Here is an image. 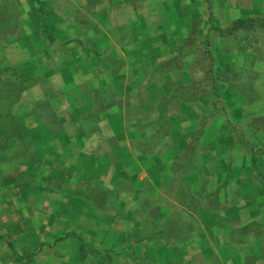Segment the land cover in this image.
Listing matches in <instances>:
<instances>
[{
	"label": "crops",
	"instance_id": "1",
	"mask_svg": "<svg viewBox=\"0 0 264 264\" xmlns=\"http://www.w3.org/2000/svg\"><path fill=\"white\" fill-rule=\"evenodd\" d=\"M148 1L150 11L160 13L155 11L156 19L137 10L133 16V8L122 2L85 7L77 0L73 5L59 0L38 6L35 0H0V126L17 125L25 132L1 129L0 187L12 183L35 188V178L57 172L62 179L56 185L75 181V186L104 187L100 190L109 193L108 188L119 187L125 179L123 174L131 179L132 169L142 171L143 159L151 154L148 141L154 139V151L162 154L170 147V137L180 138L177 132L186 124L193 134L189 141L197 137L205 114L201 96L206 83H201L198 95L194 90L190 102L181 99L177 88L192 91L196 68L200 78L206 69L195 62L196 48L179 55L177 45L188 35L165 17L158 0ZM5 27L9 30L4 33ZM162 42L168 46H160ZM179 59L181 64L172 66ZM161 99L169 101L170 123L162 137L153 125ZM136 158L142 159L136 163ZM5 172H13L10 180ZM235 174L231 195L215 213L231 211L236 222L211 232L202 246L208 256L202 264H264V227L258 224L264 215V158ZM141 180L133 179V186L141 187ZM45 182L49 185L52 179ZM135 193L141 196L143 191ZM71 196L101 212L90 194ZM251 224L256 227L245 232ZM128 231L119 240L125 250L133 244L143 248L161 244L165 251L169 246L177 251L180 245L189 248L197 241L190 231L184 244L161 238L131 242ZM173 254L170 261L176 264Z\"/></svg>",
	"mask_w": 264,
	"mask_h": 264
},
{
	"label": "rangeland",
	"instance_id": "2",
	"mask_svg": "<svg viewBox=\"0 0 264 264\" xmlns=\"http://www.w3.org/2000/svg\"><path fill=\"white\" fill-rule=\"evenodd\" d=\"M53 1L59 2L35 0V3L38 6ZM109 2L130 5L133 16L137 15V10L152 19L157 17L156 10L150 11L148 0H77L76 3L90 7ZM157 3L165 17L172 18L178 25L177 30L189 37L177 45L179 55L196 48L195 62H201L206 69L200 78L196 68V85L188 92L196 90L198 95L205 81L206 90L201 96L205 114L196 129L200 133L189 141L193 134L191 125L186 124L181 133L177 132L180 138L170 137V147L162 154L154 151L156 141H148L151 154L145 157L147 160L143 159L145 164H140L142 171L132 169L131 179L123 174L126 177L119 181V187L108 188L107 194L100 190L104 187L75 186V181L56 185L62 179L57 172L35 178V188L12 183L1 186L0 264H138L133 258H138L142 264H173L170 261L173 253L178 259L174 261L176 264H193L191 259L202 264L200 262L208 257L202 246L209 241L211 232L225 230L226 223L235 224L232 212L215 213L219 208L211 209L205 194L217 189L219 198L227 201L232 193L229 188L235 185V173L253 165L252 160L264 158V38L255 33L227 34L226 31L236 18L264 17V0H158ZM7 30L9 28L5 27L4 33ZM167 46L165 43L164 47ZM179 64L181 59L172 61L174 67ZM188 144L196 145V169L183 179L182 184L187 186L186 197L180 204V201L175 202L179 197L175 199L171 190V165L180 162ZM141 159L136 158V163ZM12 173L5 172L9 180ZM138 178L142 179L141 187L133 186V179ZM49 179L54 183L48 185L45 181ZM139 189L143 191L141 196L135 193L141 191ZM74 192L90 194L93 204H103L102 213L94 212L86 201L73 199ZM172 212H177L187 222V233L183 241L177 242L184 244L191 231V237L197 238L192 246L199 243L195 252H188L192 246L187 248V245H180L177 251L169 246L165 251L161 244L145 248L133 244L125 250L122 242L119 243L125 230L136 228L145 219L159 221ZM258 224L264 227V215ZM253 227L256 225H249L245 232ZM165 257L168 259L162 261ZM247 261L250 263L252 259L248 257Z\"/></svg>",
	"mask_w": 264,
	"mask_h": 264
},
{
	"label": "trees",
	"instance_id": "3",
	"mask_svg": "<svg viewBox=\"0 0 264 264\" xmlns=\"http://www.w3.org/2000/svg\"><path fill=\"white\" fill-rule=\"evenodd\" d=\"M241 32V33H248V34H259L261 37L264 38V17H241L236 18L233 20L231 27L227 29V34H231L233 32ZM264 45V44H263ZM187 87H181L177 88V93L182 96V100L190 102L194 100L193 93H187L184 90ZM191 88V87H190ZM194 88V85L193 87ZM176 96V95H175ZM172 98H175L174 95ZM180 98V97H179ZM246 101V99H245ZM168 99H161L157 108V121L153 123L157 127L155 133L161 135L166 134L170 127V123L166 119V105L168 104ZM9 124H4L3 126L8 129H15L16 133L18 135H24L25 132L22 131L21 128H19L17 125L8 127ZM249 125V124H248ZM3 126H0V136L3 132L1 130ZM150 127V125H148ZM135 127V126H134ZM138 128L139 126L136 125ZM135 127V128H136ZM20 137V136H19ZM154 140V139H152ZM150 140V141H152ZM155 141V140H154ZM196 148V145H191L186 148V151L182 154L180 162L176 161L171 165V174H173V178L171 179L170 184L172 185V189L174 190L175 196H173L175 199H178L181 204L183 202V198L186 197V188L187 186L183 185V179L185 175L192 173L195 171V156L193 155V152ZM252 163L254 164V160H252ZM220 187V186H219ZM221 187H223V184H221ZM106 194L108 193L105 190ZM105 192H101L102 194H105ZM99 193V194H101ZM179 195V196H178ZM105 198V196H103ZM205 197L209 198V202L211 206V209H215L219 206V204L224 201L219 198L217 189L211 190L205 194ZM91 198V197H90ZM101 207L103 204H95ZM187 222L179 216L177 212L170 213L169 216L166 218H163L159 221H152V220H143L136 228H133L127 232V240L131 242H138L141 240H150L154 238H161L165 242H169L170 240L174 241H183L184 234L187 233ZM249 226H245V228H248ZM190 230V229H189ZM172 238V239H171ZM134 261L138 262V264H142L141 261H139L138 258H133Z\"/></svg>",
	"mask_w": 264,
	"mask_h": 264
}]
</instances>
